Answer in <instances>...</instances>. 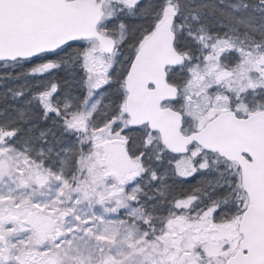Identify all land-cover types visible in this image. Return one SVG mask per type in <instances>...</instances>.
I'll return each mask as SVG.
<instances>
[{
  "label": "snow or ice",
  "instance_id": "1",
  "mask_svg": "<svg viewBox=\"0 0 264 264\" xmlns=\"http://www.w3.org/2000/svg\"><path fill=\"white\" fill-rule=\"evenodd\" d=\"M0 264H264V0H0Z\"/></svg>",
  "mask_w": 264,
  "mask_h": 264
}]
</instances>
